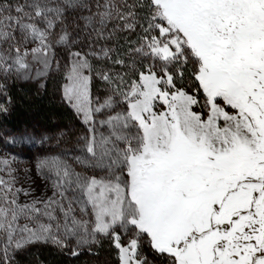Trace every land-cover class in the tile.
Listing matches in <instances>:
<instances>
[{
  "label": "snow or ice",
  "instance_id": "snow-or-ice-1",
  "mask_svg": "<svg viewBox=\"0 0 264 264\" xmlns=\"http://www.w3.org/2000/svg\"><path fill=\"white\" fill-rule=\"evenodd\" d=\"M53 71L80 130L0 154V264H264V0H0V114Z\"/></svg>",
  "mask_w": 264,
  "mask_h": 264
},
{
  "label": "trees",
  "instance_id": "trees-1",
  "mask_svg": "<svg viewBox=\"0 0 264 264\" xmlns=\"http://www.w3.org/2000/svg\"><path fill=\"white\" fill-rule=\"evenodd\" d=\"M10 97L13 111L8 121L11 126L22 127L30 124L42 130H56L62 126L75 129L79 127L76 117L60 97V83L56 79H50L42 90L27 86L12 88ZM104 252L106 259H111L107 251ZM93 260L95 257L81 255L79 259L69 261L54 248H47L32 253L20 264H88Z\"/></svg>",
  "mask_w": 264,
  "mask_h": 264
},
{
  "label": "rangeland",
  "instance_id": "rangeland-1",
  "mask_svg": "<svg viewBox=\"0 0 264 264\" xmlns=\"http://www.w3.org/2000/svg\"><path fill=\"white\" fill-rule=\"evenodd\" d=\"M50 79H56V81L61 83L59 74L53 71L52 73H50V75H48L47 77L43 79H40V80L33 79L28 82L17 83L12 88L27 86L32 89L42 90V89H45L46 84ZM12 88H10L9 90V93H8L9 96H10V91ZM60 97H61V92H60ZM0 102H4V101L0 99ZM65 105L67 106V104ZM7 106L9 108V111L7 113L0 114V154L15 156L21 169L30 168L32 161L38 155V152H37V148L34 146L10 142L13 139V137L16 136L19 132L27 130L29 133L35 134L37 136L47 135L49 137H54V136H59L61 132L67 133L69 129L72 131L80 130L79 127L75 129L74 127H63V126L57 128L56 130H50V129L42 130L30 124L26 126H22V127H14V126L9 125V121H8V118L10 117L13 111L12 99H11L10 104H8ZM52 146L53 147L55 146V140L52 141ZM31 178H32V181H34V184L32 186L36 189V194H39L40 192L45 190L44 182L36 175L34 170L31 173ZM21 180L24 181L23 175H21ZM28 184L29 182L25 181V186H28ZM47 248H52V247L38 245V246H32L29 249H26L25 251L21 252L17 256L16 264H20V262H24V260L30 257L32 253H35L38 250H44ZM104 253L105 252L103 253L101 252L99 260L95 258L93 262L88 263V264H104V260H106ZM82 255H88V254L85 253ZM157 264H159V262H157Z\"/></svg>",
  "mask_w": 264,
  "mask_h": 264
}]
</instances>
